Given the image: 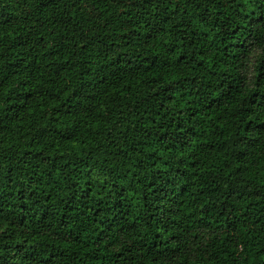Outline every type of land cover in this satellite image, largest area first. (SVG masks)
I'll use <instances>...</instances> for the list:
<instances>
[{
    "label": "trees",
    "instance_id": "1",
    "mask_svg": "<svg viewBox=\"0 0 264 264\" xmlns=\"http://www.w3.org/2000/svg\"><path fill=\"white\" fill-rule=\"evenodd\" d=\"M0 264H264V0H0Z\"/></svg>",
    "mask_w": 264,
    "mask_h": 264
}]
</instances>
